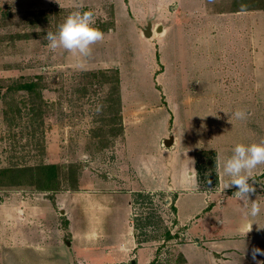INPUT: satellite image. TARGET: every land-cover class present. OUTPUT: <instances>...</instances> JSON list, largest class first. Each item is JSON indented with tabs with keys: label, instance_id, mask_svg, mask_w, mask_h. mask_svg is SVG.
Here are the masks:
<instances>
[{
	"label": "rangeland",
	"instance_id": "374dc122",
	"mask_svg": "<svg viewBox=\"0 0 264 264\" xmlns=\"http://www.w3.org/2000/svg\"><path fill=\"white\" fill-rule=\"evenodd\" d=\"M122 2L0 0V264H79L68 256L64 246L71 237L68 225L50 197L74 190L94 193L95 179L107 176L121 162L116 154L123 136L118 98L128 100V112L141 103L168 98L178 117L183 148L205 141L209 124L216 125L211 142L223 155L237 143L264 140V0H186L184 6L180 0H166L161 7L143 9L140 23L126 14ZM76 10H91L95 26L104 33L84 60L60 48L50 49L45 39L46 32L57 31ZM228 14L256 17L234 22ZM146 20L153 33L147 45L137 38ZM161 27L165 30L159 34ZM238 30L244 31L242 47L250 59L245 68L232 50L239 41L234 35ZM210 32L215 36L204 40ZM182 37L185 40L179 42ZM253 51L256 59L251 60ZM31 81L38 83L32 94L15 89L16 84ZM225 84L230 88L224 90ZM244 98L253 118L237 121L231 113L243 109ZM162 100L160 106L165 107ZM213 100L217 107L225 105L215 115L210 108ZM166 112L173 121L167 106ZM260 112L262 129L257 121ZM145 113L136 133L141 134L140 146L148 148L156 145L165 122L163 111ZM221 114L231 115L233 126L223 129ZM3 170L7 172L2 174ZM45 188L55 191L41 190ZM172 199L161 193L150 204L131 208L133 217L153 210L162 219L158 228L153 216L143 231L142 239L148 241L141 246L152 252L151 264H178L181 258L177 249L184 237L172 224L168 207ZM162 226L171 232V240H164ZM262 253L264 238L260 247L238 253L230 264H264ZM87 259L90 263L81 264L100 258L88 254Z\"/></svg>",
	"mask_w": 264,
	"mask_h": 264
},
{
	"label": "crops",
	"instance_id": "0c3cea01",
	"mask_svg": "<svg viewBox=\"0 0 264 264\" xmlns=\"http://www.w3.org/2000/svg\"><path fill=\"white\" fill-rule=\"evenodd\" d=\"M135 1L127 0L126 5L122 2V8L125 7L126 14L130 13L136 22L143 16L146 8L150 10L157 5L161 7L166 4V0H152L151 3ZM185 1L180 0L182 6ZM232 15L228 14L231 17L228 19L234 22L256 17V15L248 17ZM138 22L140 23V20ZM148 24L150 22L146 20L145 27L141 29L142 34L136 33L137 38L144 41L145 45L153 35L152 30L150 37H145L143 34ZM150 26L152 28L151 24ZM245 27L244 25V29ZM164 30L165 28L161 27L159 34ZM242 31L238 30L234 34L239 41L237 45L233 44L232 50L239 54V61L245 68L250 59L249 56L247 57L246 46L242 47V38H244ZM212 36H215L214 32L207 33L203 39L207 41ZM184 40L185 38L182 37L179 42ZM199 40L197 36L195 42L198 43ZM255 53V51L249 53L251 60L253 56L256 59ZM232 63L235 64V61ZM223 65H226V62H223ZM219 66L220 64L217 68ZM229 81L227 78L226 83ZM222 86L224 90L230 88L228 84ZM188 99L190 103L194 101V98ZM160 100L164 102L165 107L160 106L162 103ZM245 100L246 98L244 104ZM120 103L123 136L122 144L119 145L120 150H117L116 154L118 159L122 160L116 169L105 177L95 179L94 193L84 194L80 190H74L56 193L50 197L52 205L60 206V215L65 217L64 223L68 225L71 237L69 241H65L64 246L66 251L68 250L69 258L79 264L90 263L87 255L95 254L100 259L92 264H126L135 258L136 264H151L152 252L142 246L137 247L135 231L131 223V197L136 192L175 196L172 224L182 231L184 237V242L179 244L177 249L181 257L178 264H230L233 262V256L238 253L248 254L249 250L260 247L264 238V164L258 165L252 171L256 191L250 197L261 204V215L256 218L246 217L244 213L250 202L246 205L239 201L234 195L235 188L224 189L227 177L223 174V161L231 155L233 146L227 148L228 153L223 155L224 151L211 142L210 134L216 131L215 124H209L210 128L205 129V141L200 142L198 146L183 148V137L177 129L178 117L174 104L168 98H156L152 105L141 103L138 107L131 108L129 112L128 100L120 98ZM258 103L256 100L255 104ZM246 104L243 107L248 112L246 120H252L253 113L248 110ZM217 105V100H213L210 105L214 115L216 109L225 107V105L218 107ZM166 106L172 114L173 121L166 112ZM131 110L137 112L134 111V115L131 116ZM146 110L152 113L163 111L165 122V128L159 132L156 145L148 148L140 146L141 134L136 133V127L142 124V116L146 114ZM222 111L223 109L220 110ZM261 113H256V116L258 114L257 121L262 129L263 113ZM220 116L219 124L223 129L233 126L231 115L228 118L223 114ZM193 123L195 126L200 125L199 122L193 121ZM250 123L246 121V124ZM255 130L257 135L262 132ZM169 138H172V143L170 146H165L164 141ZM203 151H213L216 155L218 180L215 185H208L203 179L198 180L195 168L196 156ZM37 212L38 210L35 213ZM69 215L71 217L74 215V219Z\"/></svg>",
	"mask_w": 264,
	"mask_h": 264
},
{
	"label": "clouds",
	"instance_id": "9594fccd",
	"mask_svg": "<svg viewBox=\"0 0 264 264\" xmlns=\"http://www.w3.org/2000/svg\"><path fill=\"white\" fill-rule=\"evenodd\" d=\"M103 38L104 33L95 26V16L91 10H76L69 13L59 24L57 31H48L45 34L50 49L66 50L80 60L90 57L92 45ZM231 115L237 121H244L248 117V112L238 108ZM261 164H264V140L250 144H235L231 155L223 161V174L227 177L224 189L235 188L234 195L239 201L246 205L250 202L244 213L246 217L256 218L261 215V204L256 199H250L256 191L252 171Z\"/></svg>",
	"mask_w": 264,
	"mask_h": 264
},
{
	"label": "trees",
	"instance_id": "16d2710c",
	"mask_svg": "<svg viewBox=\"0 0 264 264\" xmlns=\"http://www.w3.org/2000/svg\"><path fill=\"white\" fill-rule=\"evenodd\" d=\"M115 83H116V89L118 90V94H119V78L117 77L115 79ZM38 87V83L35 82H28V83H24V84H16L15 85V89L17 90H22L25 91L29 94H32V92H34ZM118 87V88H117ZM118 104H119V116H120V98H118ZM121 119V116H120ZM206 159L207 162L202 161V159ZM196 173L198 176V180H202L208 184V185H215L217 184V174H216V155L213 151H203L198 153V155L196 156ZM7 171L3 170L2 174L6 173ZM208 173V174H205ZM44 191H55V189H49V188H45V189H41ZM161 193H148V192H136L133 193V201L131 203L132 208H133V204H142V203H146L148 202V204H150L152 201V197H155L156 195H159ZM175 196H173L172 201L169 203L168 207L170 209V211L172 212V214L175 212V209L173 207V202H174ZM147 209H151V208H147ZM153 210L148 212L147 216H139V217H131V223H132V227L135 231L134 233V237H135V242L137 247H141L142 243L147 242L148 239H142V236H144V232L145 229L147 227H149L152 224V217H153ZM156 218L155 221V225L158 226V228L161 226V222L162 219L160 216H154ZM160 225V226H159ZM164 232H163V237L164 240H171L173 238L171 232L169 230H167L164 226L161 227Z\"/></svg>",
	"mask_w": 264,
	"mask_h": 264
},
{
	"label": "water",
	"instance_id": "95a60500",
	"mask_svg": "<svg viewBox=\"0 0 264 264\" xmlns=\"http://www.w3.org/2000/svg\"><path fill=\"white\" fill-rule=\"evenodd\" d=\"M160 30L161 29H159V32H160ZM143 34L145 37L151 36L150 24H148L147 27L145 28V30H143ZM171 143H172V138H169V139L164 141L165 146H170ZM129 264H136V262H135V260H130Z\"/></svg>",
	"mask_w": 264,
	"mask_h": 264
}]
</instances>
